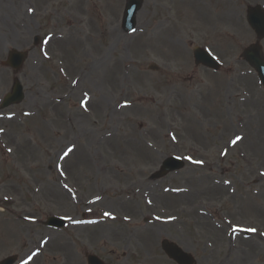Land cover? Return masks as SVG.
Segmentation results:
<instances>
[{
    "label": "rangeland",
    "instance_id": "obj_1",
    "mask_svg": "<svg viewBox=\"0 0 264 264\" xmlns=\"http://www.w3.org/2000/svg\"><path fill=\"white\" fill-rule=\"evenodd\" d=\"M238 1L233 21L221 0H143L125 32L126 0H0V102L23 94L0 107V261L60 264L67 243L78 264H175L167 239L196 264H264V87L240 57L264 0ZM170 156L184 166L154 176Z\"/></svg>",
    "mask_w": 264,
    "mask_h": 264
},
{
    "label": "water",
    "instance_id": "obj_2",
    "mask_svg": "<svg viewBox=\"0 0 264 264\" xmlns=\"http://www.w3.org/2000/svg\"><path fill=\"white\" fill-rule=\"evenodd\" d=\"M142 0H128L126 9L124 12L123 26L125 30H131L134 27V15L138 11L141 6ZM248 21L252 28L256 31L259 38L264 36V15L258 9H251L248 15ZM194 56L196 63H202L203 65L217 69L218 64L203 50L194 49ZM243 56L245 59L253 66L258 72L260 80L264 83V60L262 59V55L260 52V47L257 45H252L247 48ZM25 55L21 53L11 52L9 55V63L14 67H19L24 59ZM21 87L16 84L14 87V91L12 95L7 96L5 98L3 106L8 105L9 103H13L21 100ZM181 162L175 160L173 158L168 159L163 163L164 170H174L181 166ZM160 174H158L159 176ZM63 222L56 218H50L48 220V225L51 226H61ZM162 250L168 255L169 258L176 261L178 264H194V259L191 255L183 252L177 245L174 243L168 242L167 240H163L161 242ZM13 258H8L1 262L0 264H11L13 262ZM89 264H102L97 258L93 256L88 257Z\"/></svg>",
    "mask_w": 264,
    "mask_h": 264
},
{
    "label": "bare ground",
    "instance_id": "obj_3",
    "mask_svg": "<svg viewBox=\"0 0 264 264\" xmlns=\"http://www.w3.org/2000/svg\"><path fill=\"white\" fill-rule=\"evenodd\" d=\"M237 1L238 0H235V1L221 0L223 9H222V12L219 13L218 15L222 20H233V21H235L237 19V15L240 12V6L238 4L239 1L238 2ZM104 59H105L104 57L101 58V60H104ZM92 201H95V199H92ZM97 202H99V201H97ZM96 204H94V205H96ZM127 206L128 205H126V207H125L126 209H131L130 207L127 208ZM125 212L127 213V211H125ZM200 214H202V213H200ZM130 215H131V212H128L127 217H129ZM109 217H111V216H109ZM124 218L127 219L126 217H124ZM124 235L125 234L123 232H121V236L123 237ZM39 245H40V240H39ZM45 246L46 245H44V247ZM55 249H56V252H60L63 255V257L61 258L60 264H78L76 256L73 254L74 252L72 251L70 246H68L67 243H63V244L59 245L58 248L55 247L54 251H55ZM33 251H38V250L34 249ZM59 262H57V263H59Z\"/></svg>",
    "mask_w": 264,
    "mask_h": 264
},
{
    "label": "snow or ice",
    "instance_id": "obj_4",
    "mask_svg": "<svg viewBox=\"0 0 264 264\" xmlns=\"http://www.w3.org/2000/svg\"><path fill=\"white\" fill-rule=\"evenodd\" d=\"M241 137H236V140L233 141V143H236L237 140H240ZM67 154V153H66ZM198 163H202L201 161H198ZM105 215H110L109 213H105ZM251 231H256V229H251ZM31 259V257H29Z\"/></svg>",
    "mask_w": 264,
    "mask_h": 264
}]
</instances>
